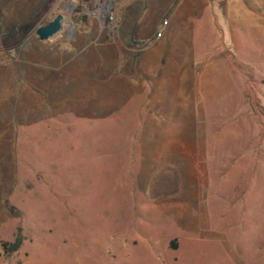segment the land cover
<instances>
[{"label":"rangeland","instance_id":"1","mask_svg":"<svg viewBox=\"0 0 264 264\" xmlns=\"http://www.w3.org/2000/svg\"><path fill=\"white\" fill-rule=\"evenodd\" d=\"M180 1L0 0V264H264V0Z\"/></svg>","mask_w":264,"mask_h":264},{"label":"crops","instance_id":"2","mask_svg":"<svg viewBox=\"0 0 264 264\" xmlns=\"http://www.w3.org/2000/svg\"><path fill=\"white\" fill-rule=\"evenodd\" d=\"M169 0H165L164 10L168 7ZM214 1V0H213ZM215 2V1H214ZM182 0L175 6H170L167 10L168 12H173L172 15L175 16L177 12L182 11L183 5ZM185 8L188 10V15L191 18V24L194 25V14L204 11H207L209 14L211 10L215 7V4L212 3L211 0H184ZM214 4V6H213ZM185 15V16H186ZM212 17V16H211ZM163 19V17L159 20H156L153 24V31H155L156 25ZM213 19V18H212ZM166 24L164 26L163 32L160 37L153 39L149 38L148 35L144 34L142 30L135 31L134 42L143 43L144 46L140 49L137 60V74L136 75H203V71L200 68L194 67L193 63L196 62L192 59V46L188 48H181L179 45L174 46L175 49L173 51L161 52L160 48L164 46V42L162 38L166 32L168 33L167 25L168 20H165ZM198 22V21H197ZM188 22H185L186 28ZM167 42V41H166ZM177 48V49H176ZM221 57V56H220ZM193 60V61H192ZM218 60L213 59V62ZM196 65V64H195ZM217 65V64H216ZM222 70V68H221ZM216 73L218 74L217 66Z\"/></svg>","mask_w":264,"mask_h":264},{"label":"water","instance_id":"3","mask_svg":"<svg viewBox=\"0 0 264 264\" xmlns=\"http://www.w3.org/2000/svg\"><path fill=\"white\" fill-rule=\"evenodd\" d=\"M61 15H54L46 24L35 28L34 33L39 40H44L54 35L60 28Z\"/></svg>","mask_w":264,"mask_h":264},{"label":"trees","instance_id":"4","mask_svg":"<svg viewBox=\"0 0 264 264\" xmlns=\"http://www.w3.org/2000/svg\"><path fill=\"white\" fill-rule=\"evenodd\" d=\"M19 246L18 241H13V242H6V241H1L0 240V247L3 252H14ZM172 248H174L175 244L172 242L170 244Z\"/></svg>","mask_w":264,"mask_h":264},{"label":"built area","instance_id":"5","mask_svg":"<svg viewBox=\"0 0 264 264\" xmlns=\"http://www.w3.org/2000/svg\"><path fill=\"white\" fill-rule=\"evenodd\" d=\"M112 20V15L111 14H108L107 15V21H110ZM166 24V21L164 19H162L155 27V31H154V37L157 38V37H160L161 33H162V29L163 27L165 26Z\"/></svg>","mask_w":264,"mask_h":264}]
</instances>
